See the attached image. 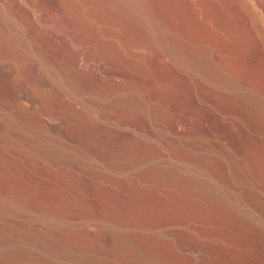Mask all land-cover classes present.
Masks as SVG:
<instances>
[{
    "label": "rangeland",
    "instance_id": "obj_1",
    "mask_svg": "<svg viewBox=\"0 0 264 264\" xmlns=\"http://www.w3.org/2000/svg\"><path fill=\"white\" fill-rule=\"evenodd\" d=\"M88 1L105 7L103 23L84 26ZM38 3L49 20L47 47L31 42L12 0L0 6V190L71 218H1L0 230H20L0 260L19 253L18 264H264V219L243 203L264 209L258 138L245 133L242 149L239 134L206 127L191 92L179 103L177 77L163 81L157 56L127 44L110 0H47L45 11ZM191 80L195 89L212 85L198 74ZM50 143L64 152L43 155ZM83 147L100 156L78 157ZM117 152L136 164L110 168ZM95 213L119 222L82 217ZM43 244L69 253L47 257Z\"/></svg>",
    "mask_w": 264,
    "mask_h": 264
},
{
    "label": "bare ground",
    "instance_id": "obj_2",
    "mask_svg": "<svg viewBox=\"0 0 264 264\" xmlns=\"http://www.w3.org/2000/svg\"><path fill=\"white\" fill-rule=\"evenodd\" d=\"M2 1L0 0V6ZM12 1L14 9H18L24 14V19L18 18L23 30L29 31L28 28H30L34 34V38L30 37L31 42L35 39L34 43L38 40L42 47H47V37L43 35L47 31L49 20L45 14H41L43 12L38 13L35 10L37 2H39L38 4L45 11L47 0ZM109 7L116 13V15H111L113 16L112 23L117 24L115 25L117 27L119 24H125L123 36L127 44L130 47L142 49L146 54L157 56L153 59L154 62L161 65L163 81H166L170 72H173L177 77L179 103H182L181 99L188 91L191 92L194 101L193 111L195 109L204 116V121L207 122L206 127L211 124L216 128H223L227 137H229V133L239 134L241 148L245 150L247 149V145L243 141L245 133L252 139L258 138L264 153V0H110ZM1 8L3 11L6 10ZM14 9L12 8L13 11ZM2 10L0 9V12ZM104 10H106L105 7H100L98 3H92V1L82 4L80 11L83 19L87 20L86 25L83 23L84 26L91 27V23H103L101 17ZM14 21L16 20L14 19ZM30 39L27 38L28 43H30ZM39 47L36 46V53H40L39 49L42 47ZM2 54V49H0V55ZM72 67L76 70L75 64ZM196 74L208 80L212 85L195 89L191 77ZM220 84L223 85L222 88L219 87ZM187 109L191 110L192 107ZM52 110L51 108L46 109L49 113ZM193 111L191 110V112ZM214 126L213 128H215ZM203 127L205 128V126ZM171 130L180 134L174 124L171 126ZM63 149L50 143L42 154L52 156L57 153V150L63 153ZM82 149L77 151L78 157L100 156L98 152L91 149L84 147ZM130 155L117 152L118 161H108L106 164L113 169L123 168L129 163L136 164L135 161L126 163V159ZM158 173L162 175L161 172ZM177 174L180 175V173ZM185 180L194 183V180L188 176ZM210 197L213 198V196ZM31 199L33 200V198ZM243 200L244 207L251 208L264 219V209L258 203H252L247 197H244ZM26 214L52 215L60 220L71 218L64 212L45 210L24 195L0 190V219ZM95 214H83L82 217L119 222V218L116 219L115 215L112 216L111 213V215L102 213L99 216ZM73 219L75 220V218ZM125 221L129 222V220ZM120 223L119 225H122L123 221ZM18 229L16 226L15 231L7 230V228L0 230V248L4 249L10 244ZM26 240L28 243L35 244L34 240ZM108 241L112 242L110 238ZM42 251L47 253V257L50 255L52 258L63 254V251L69 253L65 246L54 247L48 244H43ZM44 252L42 254L45 256ZM77 253L79 256L85 255L81 250H78ZM109 253L108 255H111ZM2 256L6 259L0 260V264H18L22 259L19 253H2Z\"/></svg>",
    "mask_w": 264,
    "mask_h": 264
}]
</instances>
